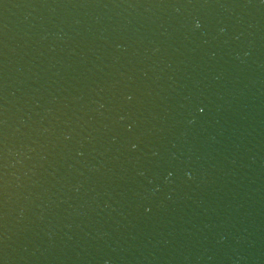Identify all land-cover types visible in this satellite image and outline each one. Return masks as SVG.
<instances>
[{
    "label": "water",
    "instance_id": "1",
    "mask_svg": "<svg viewBox=\"0 0 264 264\" xmlns=\"http://www.w3.org/2000/svg\"><path fill=\"white\" fill-rule=\"evenodd\" d=\"M0 264H264V0H0Z\"/></svg>",
    "mask_w": 264,
    "mask_h": 264
},
{
    "label": "snow or ice",
    "instance_id": "2",
    "mask_svg": "<svg viewBox=\"0 0 264 264\" xmlns=\"http://www.w3.org/2000/svg\"><path fill=\"white\" fill-rule=\"evenodd\" d=\"M201 111H203V109H201Z\"/></svg>",
    "mask_w": 264,
    "mask_h": 264
}]
</instances>
